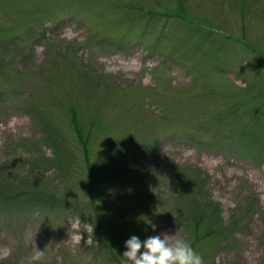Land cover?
<instances>
[{
	"label": "rangeland",
	"instance_id": "rangeland-1",
	"mask_svg": "<svg viewBox=\"0 0 264 264\" xmlns=\"http://www.w3.org/2000/svg\"><path fill=\"white\" fill-rule=\"evenodd\" d=\"M163 233L264 264V0H0V264Z\"/></svg>",
	"mask_w": 264,
	"mask_h": 264
},
{
	"label": "clouds",
	"instance_id": "clouds-1",
	"mask_svg": "<svg viewBox=\"0 0 264 264\" xmlns=\"http://www.w3.org/2000/svg\"><path fill=\"white\" fill-rule=\"evenodd\" d=\"M125 248L122 264H204L203 257L195 252L188 240L166 233L144 240L133 235L125 242ZM44 257V250L36 248L29 264L42 261Z\"/></svg>",
	"mask_w": 264,
	"mask_h": 264
},
{
	"label": "trees",
	"instance_id": "trees-1",
	"mask_svg": "<svg viewBox=\"0 0 264 264\" xmlns=\"http://www.w3.org/2000/svg\"><path fill=\"white\" fill-rule=\"evenodd\" d=\"M71 115L74 116V112H73V111H71ZM73 122L76 123L75 120H73ZM75 132H76V131H75ZM90 182H91V180H90ZM19 195H21V197H22V203L24 204V205H22V208L28 210L27 205L30 206V203H32V200L29 199V200H27L26 202H24V201H25V197H24L23 195H27V193L22 192L21 188H19V187L16 188V190H15V192H14L13 197H14L15 199H13V202L16 203L15 200L17 199V197H18ZM32 206H33V204H31V207H32ZM19 207H20V205H19ZM226 232H227V231H226Z\"/></svg>",
	"mask_w": 264,
	"mask_h": 264
}]
</instances>
